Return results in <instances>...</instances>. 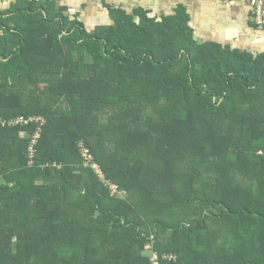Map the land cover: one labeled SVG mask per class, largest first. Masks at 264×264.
Masks as SVG:
<instances>
[{
  "label": "trees",
  "instance_id": "16d2710c",
  "mask_svg": "<svg viewBox=\"0 0 264 264\" xmlns=\"http://www.w3.org/2000/svg\"><path fill=\"white\" fill-rule=\"evenodd\" d=\"M40 1L0 12V264H264V54Z\"/></svg>",
  "mask_w": 264,
  "mask_h": 264
},
{
  "label": "crops",
  "instance_id": "0c3cea01",
  "mask_svg": "<svg viewBox=\"0 0 264 264\" xmlns=\"http://www.w3.org/2000/svg\"><path fill=\"white\" fill-rule=\"evenodd\" d=\"M47 0H41L42 4ZM71 16L80 17L89 32L98 27L113 26L111 10H124L134 16L139 9L151 18L172 16L183 8L191 18L190 27L196 41L215 42L232 50L257 56L264 54V30H259L250 7L240 1L221 0H52ZM17 0H0V12L10 10ZM74 16V15H73ZM137 22L138 18H135Z\"/></svg>",
  "mask_w": 264,
  "mask_h": 264
},
{
  "label": "built area",
  "instance_id": "2783aa9c",
  "mask_svg": "<svg viewBox=\"0 0 264 264\" xmlns=\"http://www.w3.org/2000/svg\"><path fill=\"white\" fill-rule=\"evenodd\" d=\"M224 2H232V1H240L244 4H246L248 7L251 8L253 12V20L256 25V27L259 30H264V0H221ZM1 122V121H0ZM31 123H35L38 125L37 130L34 135H32L31 142H30V148H29V158H30V165L33 164V160L35 157L34 153V146L37 144L41 133H42V125L46 123L45 117H30V118H25V117H17L15 119H11L9 121V125L17 126V125H29ZM5 124V121L3 122ZM83 152L87 153L88 150L86 148L82 149ZM95 169L97 170L98 173H100V169L97 165H94ZM114 192L116 194H119V190L117 189L116 186H113ZM162 259H168L170 261H176V257L172 256H163L160 257L153 249L151 252V255L149 256V260L151 264H162Z\"/></svg>",
  "mask_w": 264,
  "mask_h": 264
},
{
  "label": "rangeland",
  "instance_id": "374dc122",
  "mask_svg": "<svg viewBox=\"0 0 264 264\" xmlns=\"http://www.w3.org/2000/svg\"><path fill=\"white\" fill-rule=\"evenodd\" d=\"M102 177V180H103V176H101ZM3 180H2V178H0V183L2 182ZM104 181V180H103ZM123 195V194H122ZM121 196V195H120ZM151 252H152V245H148L146 248H145V251L143 252V255L145 256V257H148L149 258V256L151 255Z\"/></svg>",
  "mask_w": 264,
  "mask_h": 264
}]
</instances>
